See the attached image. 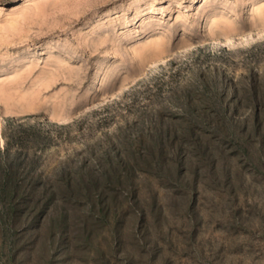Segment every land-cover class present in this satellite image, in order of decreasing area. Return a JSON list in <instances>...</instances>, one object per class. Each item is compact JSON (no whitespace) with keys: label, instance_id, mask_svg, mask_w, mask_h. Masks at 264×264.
<instances>
[{"label":"rangeland","instance_id":"obj_1","mask_svg":"<svg viewBox=\"0 0 264 264\" xmlns=\"http://www.w3.org/2000/svg\"><path fill=\"white\" fill-rule=\"evenodd\" d=\"M0 264H264V0H0Z\"/></svg>","mask_w":264,"mask_h":264},{"label":"bare ground","instance_id":"obj_2","mask_svg":"<svg viewBox=\"0 0 264 264\" xmlns=\"http://www.w3.org/2000/svg\"><path fill=\"white\" fill-rule=\"evenodd\" d=\"M199 38V37H198ZM160 50V49H159ZM159 52V51H158ZM161 54V53H160Z\"/></svg>","mask_w":264,"mask_h":264}]
</instances>
